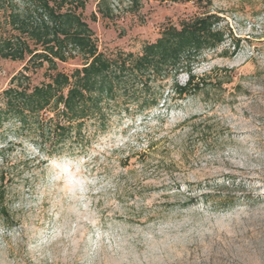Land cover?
Masks as SVG:
<instances>
[{"label": "rangeland", "instance_id": "374dc122", "mask_svg": "<svg viewBox=\"0 0 264 264\" xmlns=\"http://www.w3.org/2000/svg\"><path fill=\"white\" fill-rule=\"evenodd\" d=\"M122 1L115 19L92 20L94 0L83 11L103 52L139 54L166 25L204 11L240 47L229 38L203 54L195 74L212 84L201 92L169 94L105 130L88 123L84 147L48 156L15 121L0 127L13 217L0 218V264H264V0H145L136 13ZM26 64L0 58V106ZM46 71H30L31 82ZM205 195L237 201L222 209Z\"/></svg>", "mask_w": 264, "mask_h": 264}, {"label": "trees", "instance_id": "16d2710c", "mask_svg": "<svg viewBox=\"0 0 264 264\" xmlns=\"http://www.w3.org/2000/svg\"><path fill=\"white\" fill-rule=\"evenodd\" d=\"M89 1L0 0V58L27 62L2 92L0 127L15 121L48 156L60 155L75 144L84 147L88 141L83 127L88 123L105 130L114 117L142 115L164 106L169 94L184 99L201 92L212 84L210 76L195 74L203 54L229 38L240 47V39L220 27V17L204 11L178 25H166L139 54L106 53L99 49L96 33L83 15ZM94 1L97 10L92 20L97 14L104 19L119 17L116 0ZM126 1V9L136 13L145 0ZM157 1L209 7L215 0ZM69 61L79 66L69 73L59 69V63ZM43 67L46 80L33 84L30 71ZM183 73L187 80L179 83ZM7 181L0 171V218L11 224ZM203 198L216 200L222 209L237 201L235 195Z\"/></svg>", "mask_w": 264, "mask_h": 264}]
</instances>
